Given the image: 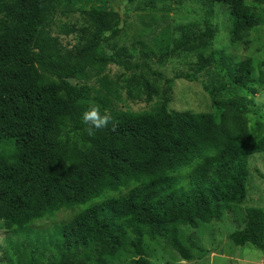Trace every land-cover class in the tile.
<instances>
[{
    "label": "trees",
    "instance_id": "16d2710c",
    "mask_svg": "<svg viewBox=\"0 0 264 264\" xmlns=\"http://www.w3.org/2000/svg\"><path fill=\"white\" fill-rule=\"evenodd\" d=\"M61 1L0 0V262L119 264L126 255L125 264H152L146 241L161 239L182 260H200L207 251L192 235L184 245L182 228L220 221L243 204L249 158L264 153V123L253 130L248 120L252 59L213 47L215 6L228 10L232 44H246L262 20L246 0H196L198 21L120 45L124 20L93 6L87 26L64 30L79 35L65 49L51 31ZM181 56L194 61L166 77L165 65ZM111 64L121 69L113 77ZM177 79L201 82L211 111L170 110ZM123 97L152 106L116 109ZM93 104L111 120L90 137L81 118ZM93 199L67 220L30 226ZM227 239L264 253V208L247 207Z\"/></svg>",
    "mask_w": 264,
    "mask_h": 264
},
{
    "label": "rangeland",
    "instance_id": "374dc122",
    "mask_svg": "<svg viewBox=\"0 0 264 264\" xmlns=\"http://www.w3.org/2000/svg\"><path fill=\"white\" fill-rule=\"evenodd\" d=\"M246 5L262 20V24L246 36V44H232L229 41L231 19L226 7L217 4L212 20L218 33L214 39L213 47L233 53L238 57H250L252 59L256 95H249L255 100L254 112L248 115L249 126L254 130L255 121L264 123V83L259 81L260 74L264 75V0H246ZM97 6L117 12L124 20V26L120 34V45H129L139 34L150 38L165 26H175L186 22L198 21L203 13L201 5L196 0H67L55 4L51 31L61 42L65 49H70L78 43L79 35L76 33L65 34L64 30L72 26L85 27L88 21L84 12ZM193 57H179L168 61L163 68L166 77H171L175 72L187 71L188 63L193 62ZM110 76L121 72L116 65L107 68ZM205 81V78H201ZM248 94V93H247ZM152 103L143 101L132 102L123 97L122 102H116L115 108L132 112L150 109ZM170 110L193 111L196 113L209 112L210 100L202 89L201 82H187L177 79L173 85ZM249 178L246 185L247 195L243 204L234 212H226L220 221L201 225L193 230L183 227L184 245H189L187 235H192L198 246L207 251L206 256L200 260L185 261L172 249L166 240H147L146 245L150 250L152 264H264V253L250 245L238 247L233 245L227 235L243 226L244 212L247 207L264 208V153L253 154L249 158ZM99 199H93L81 206H74L73 210L61 211L58 214H48L44 218L34 221L30 226L37 230L46 229L56 222H62L71 218L73 214L83 210ZM6 234L0 228V247H3ZM194 255L200 258L201 254L193 250ZM1 256V253H0ZM127 256L118 259L119 264H125ZM0 264H4L0 262Z\"/></svg>",
    "mask_w": 264,
    "mask_h": 264
},
{
    "label": "clouds",
    "instance_id": "9594fccd",
    "mask_svg": "<svg viewBox=\"0 0 264 264\" xmlns=\"http://www.w3.org/2000/svg\"><path fill=\"white\" fill-rule=\"evenodd\" d=\"M81 119L86 126L84 131L91 137L106 128L110 123L111 117L106 112L102 114L100 107L93 104L89 105L88 110L83 113Z\"/></svg>",
    "mask_w": 264,
    "mask_h": 264
}]
</instances>
